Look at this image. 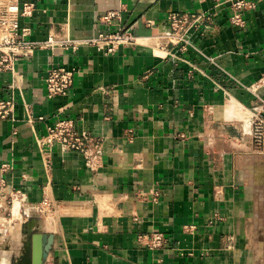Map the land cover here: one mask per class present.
I'll return each mask as SVG.
<instances>
[{"label":"crops","instance_id":"crops-1","mask_svg":"<svg viewBox=\"0 0 264 264\" xmlns=\"http://www.w3.org/2000/svg\"><path fill=\"white\" fill-rule=\"evenodd\" d=\"M219 1L20 0L34 4L21 19L34 42L115 31L102 19L120 11L139 43L114 55L39 49L0 72V101L15 103L0 166L14 167L6 178L27 200L15 234L0 235V263L20 255L9 240L40 234L54 239L44 264H264V147L244 112L264 105V0H248L245 27L231 23L234 0ZM203 12L204 25L173 34V13ZM58 67L75 81L50 99ZM64 119L101 143L95 169L39 144ZM154 233L167 248L146 246Z\"/></svg>","mask_w":264,"mask_h":264},{"label":"built area","instance_id":"built-area-1","mask_svg":"<svg viewBox=\"0 0 264 264\" xmlns=\"http://www.w3.org/2000/svg\"><path fill=\"white\" fill-rule=\"evenodd\" d=\"M217 7L221 5L215 0ZM254 3L248 0H234L231 3V23L235 27H245V14L253 9ZM34 9L33 3L21 6L20 0H0V72H15L16 64L22 57L32 56L39 49L62 48L77 51L81 47H93L105 55H114L123 47L136 46L139 38L135 36L133 27L121 22V12H109L102 20L107 24H117L115 31L101 32L87 39L56 40L49 37L45 42H34L30 37V30L21 24L23 17L29 16ZM211 18L207 13L179 14L170 16L173 34L183 40L191 30L204 25ZM76 72L63 67L52 69L45 79L48 97L50 99L68 96L75 81ZM15 109V103L9 100L0 101V122L7 120ZM250 114L249 135L253 144L264 147V105L261 108L244 111ZM31 122V121H30ZM43 147H59L63 152H74L82 155L86 166L92 170L98 166L103 149L101 143L91 132H79L74 120H58L48 128L47 135L39 140ZM11 164L0 166V235H4L13 222L21 219V210L27 200L21 190L16 189L6 178V174L13 170ZM47 204L45 203L44 206ZM19 206L18 212L16 207ZM146 246L151 250L167 248V237L162 233L146 236Z\"/></svg>","mask_w":264,"mask_h":264},{"label":"water","instance_id":"water-1","mask_svg":"<svg viewBox=\"0 0 264 264\" xmlns=\"http://www.w3.org/2000/svg\"><path fill=\"white\" fill-rule=\"evenodd\" d=\"M54 239L52 236L43 237L40 234L34 236V240H24L23 252L12 258V264H44L51 252Z\"/></svg>","mask_w":264,"mask_h":264},{"label":"rangeland","instance_id":"rangeland-1","mask_svg":"<svg viewBox=\"0 0 264 264\" xmlns=\"http://www.w3.org/2000/svg\"><path fill=\"white\" fill-rule=\"evenodd\" d=\"M7 233H9V234L11 233L12 235L15 234L13 229H11V226L6 231V234ZM22 239H23V237H22ZM9 241H10V246H9L10 247L9 248L10 253H12L13 255H18V254H21V252H23V247H24L23 241L24 240H9ZM9 263H11V262H9Z\"/></svg>","mask_w":264,"mask_h":264},{"label":"bare ground","instance_id":"bare-ground-1","mask_svg":"<svg viewBox=\"0 0 264 264\" xmlns=\"http://www.w3.org/2000/svg\"><path fill=\"white\" fill-rule=\"evenodd\" d=\"M19 206L16 207V212H18ZM0 264H9L6 259L2 260Z\"/></svg>","mask_w":264,"mask_h":264}]
</instances>
